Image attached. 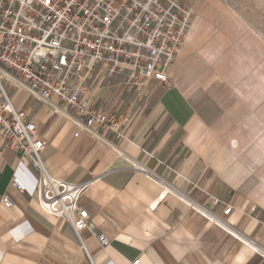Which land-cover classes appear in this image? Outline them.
Returning <instances> with one entry per match:
<instances>
[{"label":"crops","instance_id":"0c3cea01","mask_svg":"<svg viewBox=\"0 0 264 264\" xmlns=\"http://www.w3.org/2000/svg\"><path fill=\"white\" fill-rule=\"evenodd\" d=\"M179 1L194 16L172 84L153 83L136 98L122 77L96 73L89 82L85 109L112 116L116 134L80 132L17 82H3L13 108L37 122L48 173L70 184L99 178L79 204L108 243L85 231L81 245L46 212L38 174L0 137V200L7 194L14 203L0 202V264H264L173 196L156 204L152 177L200 202L212 196L220 202L213 211L230 206L226 222L264 248V20L241 0Z\"/></svg>","mask_w":264,"mask_h":264},{"label":"built area","instance_id":"2783aa9c","mask_svg":"<svg viewBox=\"0 0 264 264\" xmlns=\"http://www.w3.org/2000/svg\"><path fill=\"white\" fill-rule=\"evenodd\" d=\"M193 16L194 10L179 0H0V137L38 174L42 208L68 223L81 245L85 231L102 247L108 243L100 231H94L79 204L99 178L70 184L48 173L41 158L46 143L37 122L13 108L3 77L17 82L80 132L98 138L99 130L108 128L116 134L112 116L84 107L90 80L96 73L106 80L122 77L121 88L136 98H142L153 83L169 86V70ZM152 182L161 189L156 204L173 196L264 260V248L226 222L230 206L216 214L213 208L220 203L218 199L208 196L200 202L174 183L157 177ZM10 184L24 191L18 178L12 177ZM0 202L7 208L14 204L7 194ZM131 264L142 263L136 258Z\"/></svg>","mask_w":264,"mask_h":264},{"label":"rangeland","instance_id":"374dc122","mask_svg":"<svg viewBox=\"0 0 264 264\" xmlns=\"http://www.w3.org/2000/svg\"><path fill=\"white\" fill-rule=\"evenodd\" d=\"M241 3H245V6L252 5V16L257 19L264 20V0H241ZM188 6L194 10L192 5Z\"/></svg>","mask_w":264,"mask_h":264},{"label":"bare ground","instance_id":"6f19581e","mask_svg":"<svg viewBox=\"0 0 264 264\" xmlns=\"http://www.w3.org/2000/svg\"><path fill=\"white\" fill-rule=\"evenodd\" d=\"M4 79H5L6 81H12L9 77H3V80H4ZM3 80H2L1 82H3ZM6 81H5V82H6Z\"/></svg>","mask_w":264,"mask_h":264}]
</instances>
